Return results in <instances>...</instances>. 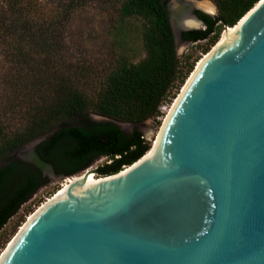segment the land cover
I'll return each instance as SVG.
<instances>
[{
	"label": "water",
	"instance_id": "1",
	"mask_svg": "<svg viewBox=\"0 0 264 264\" xmlns=\"http://www.w3.org/2000/svg\"><path fill=\"white\" fill-rule=\"evenodd\" d=\"M190 2L218 12L211 0ZM169 5L181 53L192 41L179 1ZM231 27L177 95L153 152L99 180L89 177L111 158L72 175L0 264H264V0Z\"/></svg>",
	"mask_w": 264,
	"mask_h": 264
},
{
	"label": "trees",
	"instance_id": "2",
	"mask_svg": "<svg viewBox=\"0 0 264 264\" xmlns=\"http://www.w3.org/2000/svg\"><path fill=\"white\" fill-rule=\"evenodd\" d=\"M170 1L60 0L48 5L0 0V41L9 62L0 87V163L6 162L0 166V230L48 184V170L67 178L106 157L112 162L97 168L110 175L151 148L142 130L126 131L115 121L138 125L156 120L171 89L194 68L191 55L185 56L184 66L178 53ZM212 1L217 14L200 13L201 30L182 32L184 40L210 41L205 52L259 0ZM91 3L106 11L121 34L127 21L141 24L142 58L118 52L105 72L94 63L74 61L65 29L76 10ZM44 134L34 158H23L20 148Z\"/></svg>",
	"mask_w": 264,
	"mask_h": 264
},
{
	"label": "rangeland",
	"instance_id": "3",
	"mask_svg": "<svg viewBox=\"0 0 264 264\" xmlns=\"http://www.w3.org/2000/svg\"><path fill=\"white\" fill-rule=\"evenodd\" d=\"M43 1L48 5H56L60 0ZM115 26L117 25L111 21L106 11L102 9L98 3H91L85 7L77 9L74 14H72L65 29L66 44L69 47V52L74 61H80L85 64L94 63L97 68H100L103 72H105L113 64L116 53L118 52L124 51L134 60L142 58L145 52L143 50L140 31L141 24L137 20L127 21L123 34H121V30ZM218 40L210 46V49L218 42ZM209 42L210 41L208 40H201L186 45L181 53H179V55L183 57V65H187V63H185V56L191 55L190 62H194V70L198 62L204 55H206L207 52L204 51V48L208 46ZM5 50L6 46L0 41V87L3 83L2 78L5 73V69L9 64ZM193 70L188 72L184 83L177 82L171 89L169 97L165 101V104L168 106V110L172 106L177 95L181 92ZM167 111L163 113V116L160 119L154 120L150 118L138 125L124 122L123 128L126 130L139 128L144 132L146 138L151 142L152 146L159 134V130ZM94 118L97 119V115H94ZM26 144L19 150L21 155L26 154L27 151L31 150ZM46 174L50 176L48 184L41 187L36 194L21 207L20 211L8 221L4 228L0 230V238L1 241H3V245L0 246V254L15 237L21 226L27 221L28 217L42 203L59 191L68 178H71H63L60 175H55L49 170ZM96 176L99 178L107 175L101 174Z\"/></svg>",
	"mask_w": 264,
	"mask_h": 264
},
{
	"label": "flooded vegetation",
	"instance_id": "4",
	"mask_svg": "<svg viewBox=\"0 0 264 264\" xmlns=\"http://www.w3.org/2000/svg\"><path fill=\"white\" fill-rule=\"evenodd\" d=\"M178 1H179V4L182 6V9H183V11H182V17H181V20L179 21L178 24H180L182 22V20L185 18V16H187L189 13L190 14H193V15H196L198 18L202 19L200 13H204V12L201 11V10H199V9H197L196 7H194L193 4H192V2H190V0H178ZM169 10H170V16H173L172 15V11L170 9V5H169ZM211 16H213V15H211ZM182 38H183V35H182ZM185 41H188V40H185ZM130 124H132V123H130ZM134 129L135 128H133L131 130H126V129H124V130L132 132ZM34 150H35V148L27 151L26 154H23L21 156L23 158H25V159L32 160L34 158V154H35L34 153Z\"/></svg>",
	"mask_w": 264,
	"mask_h": 264
},
{
	"label": "clouds",
	"instance_id": "5",
	"mask_svg": "<svg viewBox=\"0 0 264 264\" xmlns=\"http://www.w3.org/2000/svg\"><path fill=\"white\" fill-rule=\"evenodd\" d=\"M197 9L203 11L207 15H214L215 9L213 7H206L203 4L197 5ZM203 24V21L199 20L196 17H189L185 18L181 24L180 27L184 31H194V30H201V25Z\"/></svg>",
	"mask_w": 264,
	"mask_h": 264
},
{
	"label": "bare ground",
	"instance_id": "6",
	"mask_svg": "<svg viewBox=\"0 0 264 264\" xmlns=\"http://www.w3.org/2000/svg\"><path fill=\"white\" fill-rule=\"evenodd\" d=\"M211 3H212V2H211ZM212 4H213V3H212ZM213 6H214V5H213ZM214 8H215V6H214ZM234 28H235L234 26L231 27V29H234ZM223 36H224V35H223ZM223 36L220 37L218 43L221 41V39L223 38ZM218 43H217V44H218ZM215 46H216V45H215ZM215 46H214V47H215ZM214 47H213V48H214ZM206 55H207V54H206ZM206 55H205V56H206ZM205 56H204V57H205ZM204 57H203V58H204ZM203 58L199 61L198 65H199L200 62L203 60ZM159 131H160V130H159ZM157 137H158V135H157ZM156 140H157V139H156ZM155 142H156V141H155ZM154 145H155V144H154ZM154 145H153V147L149 150V152H148L147 155H150V154L153 152ZM128 168H130V167H127L126 170H128ZM126 170H125V171H126ZM125 171H123V172H125ZM89 178L92 179V180H99V179H101L102 177H99V178H98L94 173H92V174L90 175ZM70 180H72V178H68V179L66 180V182L62 185V187L59 189V191H60L63 187H65V186L68 184V182H69ZM57 192H58V191H57ZM57 192H56V193H57ZM56 193H55V194H56ZM50 198H51V197H50ZM31 215H32V214H31ZM31 215H30V216H31ZM30 216H29V217H30ZM21 228H22V227H21ZM1 254H2V253H1ZM1 254H0V256H1Z\"/></svg>",
	"mask_w": 264,
	"mask_h": 264
},
{
	"label": "built area",
	"instance_id": "7",
	"mask_svg": "<svg viewBox=\"0 0 264 264\" xmlns=\"http://www.w3.org/2000/svg\"><path fill=\"white\" fill-rule=\"evenodd\" d=\"M168 110V106L167 104H165V101L162 102V104L160 105V111L162 112V115H159L157 116V119H160L162 116H163V113H165L166 111ZM169 111V110H168ZM167 111V112H168ZM112 162V161H111ZM109 162V163H111ZM129 165H124L123 169L122 170H125ZM120 170V171H122ZM102 174V173H101ZM101 174H98V175H101Z\"/></svg>",
	"mask_w": 264,
	"mask_h": 264
}]
</instances>
